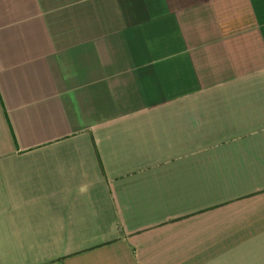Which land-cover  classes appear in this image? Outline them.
Returning a JSON list of instances; mask_svg holds the SVG:
<instances>
[{"label": "crops", "instance_id": "crops-1", "mask_svg": "<svg viewBox=\"0 0 264 264\" xmlns=\"http://www.w3.org/2000/svg\"><path fill=\"white\" fill-rule=\"evenodd\" d=\"M0 264H264V0H0Z\"/></svg>", "mask_w": 264, "mask_h": 264}]
</instances>
